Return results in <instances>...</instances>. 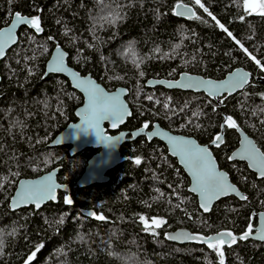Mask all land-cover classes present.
<instances>
[{"label":"trees","instance_id":"1","mask_svg":"<svg viewBox=\"0 0 264 264\" xmlns=\"http://www.w3.org/2000/svg\"><path fill=\"white\" fill-rule=\"evenodd\" d=\"M178 4L193 7L196 15L178 18ZM245 4L0 0V29L16 13L38 18L44 29L39 36L22 28L18 44L0 65V264H264V243L239 240L210 248L200 242L173 244L165 236L179 229L205 237L222 231L243 235L257 226L253 213L264 212V179L245 163L230 160L239 145L237 128L264 153V13L252 14ZM57 44L82 75L91 74L109 91L129 90L132 116L124 130L145 124L150 130L158 123L208 145L224 125V142L212 150L246 201L224 199L204 214L177 160L162 142L146 137L122 147V156L131 160L110 172L108 183L76 187L97 151L87 149L71 157L69 146L49 147L76 122L75 112L84 102L67 78L45 76ZM237 68L252 73L253 80L243 92L221 101L146 87L150 79L176 80L183 73L222 80ZM229 118L236 127L228 126ZM58 167V181L71 185L70 193H60L57 203L39 211H10L21 179ZM86 210L104 219L88 218L82 214ZM143 219L157 228V236L143 232Z\"/></svg>","mask_w":264,"mask_h":264},{"label":"water","instance_id":"2","mask_svg":"<svg viewBox=\"0 0 264 264\" xmlns=\"http://www.w3.org/2000/svg\"><path fill=\"white\" fill-rule=\"evenodd\" d=\"M178 5H183V7L178 8L176 6L175 8V14L178 18L191 19L196 15V12L193 7L185 4ZM17 14L21 17L22 20L30 21L34 19V17H29L20 13H16L10 24L0 29V43H3L5 40H7L8 34L13 37L12 40L8 41L7 43H4L3 45L4 54L3 56H0V65L6 59L7 54L18 44L19 32L22 28L27 27L33 30L39 36L43 35L44 33V29L41 26L40 31H36V29L32 27L30 23H21L15 21V17ZM14 22L15 26H13ZM49 75H60L67 78L72 88L78 91L84 98L82 106H80L75 112L76 122L69 124L61 133H59L55 137V139L49 144V147L59 148L69 146V154L71 157H75L87 149H93L97 151V153L88 161L83 174L75 184L76 187L85 189L94 185L108 183L110 179L109 173L116 169L118 166L122 165L124 162L131 160L130 158L122 156V147L127 142L135 141L140 137H146L149 141L158 140L162 142L168 149L169 154L177 160L179 166L184 170V172L190 179L189 192L197 197L199 208L204 214H210L215 205L224 199L234 197L241 202L246 201V199H241V196L246 197L245 194L242 193L240 189L232 182L230 175L225 170L220 168V165L212 150L214 146H217L215 142H212L208 145H202L197 139L173 133L163 128L158 123H155L152 129L150 130L146 128H141L131 132L122 130V128L127 124L129 118L132 116V109L127 101L129 90L125 87H118L113 91H109L102 84H100L91 74L82 75L79 71H77L69 64V54L63 49V47L59 46L58 44L53 49L51 56L46 64L45 76ZM241 76L246 77L244 82L237 87H231L230 82L234 81L235 79ZM1 80L2 77L0 72V82ZM252 80V73L245 70L244 68H237L222 80L208 79L200 75L183 73L176 80L150 79L146 83V87H162L167 90H177L182 92L205 94L211 99L221 101L224 96L232 97L237 95L238 93L243 92L251 84ZM81 81H84L85 83L81 84ZM90 87L100 89L106 97H119L121 104L126 109V112L123 114V118L119 121H116L114 119H103L100 121V131L102 135L106 138H110L115 141L111 146L101 142L93 132L89 131L85 133L84 131L79 129L80 127L84 126L85 116L87 115V110L89 109V92L86 89ZM237 132L239 135V145L238 148L232 152L230 160L232 162L238 161L245 163L248 169L252 173H254L259 180L264 179V175H261V170L259 167L260 163H264V158H262L259 162L253 161L252 159L248 158L246 150L249 146H253L256 150H258V154L264 153L259 148L255 140L251 138L246 132H244L240 128H237ZM219 136L222 137V141L219 143V146H221L224 142V125ZM170 138H175L177 141L180 142H189L188 144L182 145L183 147L195 146L197 148H206L208 150L209 159L217 177L222 174L227 183L231 185L235 189V191L225 192L215 197L210 201L208 209L205 210L202 207V204L204 203V196L201 190L199 188H197V190H193V186L194 184H196V178L193 174L194 170L189 166L186 159L181 155L180 147L174 146V144L170 141ZM60 169L61 168L58 167L36 178L21 179L17 185L14 195L10 200V211L17 212L22 209L31 207L39 211L49 203H57L59 201L60 193H70L71 185L61 184L58 181ZM49 177H51L50 183L55 185V189L49 198H46L40 202L39 207H37L34 202L14 204V201L18 200L20 193L27 186L37 185L42 182H45L48 180ZM94 213V210L82 211V214L84 216L92 219L96 217L93 215ZM253 218L257 219V226L254 228L253 232H248L243 235L232 234V237L225 235L223 237L225 243L222 245L232 246L239 240H252L259 243H264V239L259 238L260 235L264 234V212H254ZM145 233L148 235L157 236L158 230L156 228H150L147 229ZM221 233L229 232L222 231L205 237L202 235L193 234L187 229H179L167 232L165 236L166 240L173 244L187 245L192 242H200L202 244L208 245L205 242L208 238H212L213 242H216L220 237ZM246 234V239L240 238L242 236H245ZM233 238H235L234 243L231 242Z\"/></svg>","mask_w":264,"mask_h":264},{"label":"snow or ice","instance_id":"3","mask_svg":"<svg viewBox=\"0 0 264 264\" xmlns=\"http://www.w3.org/2000/svg\"><path fill=\"white\" fill-rule=\"evenodd\" d=\"M195 2L197 4H200V0H195ZM200 6L203 7L202 4ZM177 7H183V5H177ZM260 7L264 8V4H261ZM205 11H207V9H205ZM15 21L21 23H30L31 26L36 29V31H40L38 18L27 21L22 20L21 17L17 14L15 17ZM13 26H15V22ZM221 27L223 28V25H221ZM225 31H227V29H225ZM229 35H231V33H229ZM12 39L13 37L8 34L7 40H5L3 43H0V56H3L4 54V43H7ZM245 79L246 77L244 76L235 79L234 81L230 82L231 87L239 86L244 82ZM80 83L83 84L85 82L81 81ZM86 90L89 92V109L87 110V115L85 116V124L79 129L84 131L85 133L89 131L93 132L101 142L111 146L115 141L102 135L100 131V121L103 119H114L116 121H119L123 118V114L126 112V109L121 104L119 97L117 96L106 97L100 89L95 87H90ZM226 123L230 127H236L235 122L232 121L231 118H229ZM144 127L147 128L148 125L145 124ZM170 141L174 144V146L180 147L181 155L186 159L189 166L194 170L193 174L196 178V184H194L193 190H197V188L201 190L204 196V203L202 204V207L205 210L208 209L210 201L215 197L225 192L235 191V189L227 183L222 174L217 177L209 159L208 150L206 148H197L195 146L183 147L182 145L188 144L189 142H180L175 138H170ZM221 141V136L218 135L215 137L214 142L217 144V146H219V143ZM246 154L249 159H252L256 162H259L262 158H264V154H258V150H256L253 146L248 147V149L246 150ZM135 162L139 164V158H137ZM259 167L261 170V175H264V163H260ZM50 181L51 177H49L47 181L40 184L27 186L20 193L18 200L14 201V204L34 202L36 206L39 207L40 202L46 198H49L55 189V185L51 184ZM241 199H246V197L241 196ZM67 202L71 203V201ZM96 218L104 219L100 216H97ZM153 223L157 222L153 221ZM225 235L232 237V233L230 232L221 233L216 242H213L212 238H208L205 242L210 248H218L220 245L225 243L223 239ZM240 238L246 239L247 234ZM259 238L264 239V234L260 235ZM231 242L234 243L235 238H233ZM221 264H223L222 261Z\"/></svg>","mask_w":264,"mask_h":264},{"label":"rangeland","instance_id":"4","mask_svg":"<svg viewBox=\"0 0 264 264\" xmlns=\"http://www.w3.org/2000/svg\"><path fill=\"white\" fill-rule=\"evenodd\" d=\"M264 0H246V10L252 14H263L264 8L260 7Z\"/></svg>","mask_w":264,"mask_h":264},{"label":"flooded vegetation","instance_id":"5","mask_svg":"<svg viewBox=\"0 0 264 264\" xmlns=\"http://www.w3.org/2000/svg\"><path fill=\"white\" fill-rule=\"evenodd\" d=\"M122 130H124V129H122ZM140 221H141V224H142L143 232H145L147 229L154 228V225L148 219H143V220H140Z\"/></svg>","mask_w":264,"mask_h":264},{"label":"clouds","instance_id":"6","mask_svg":"<svg viewBox=\"0 0 264 264\" xmlns=\"http://www.w3.org/2000/svg\"><path fill=\"white\" fill-rule=\"evenodd\" d=\"M3 245L2 244H0V247H2Z\"/></svg>","mask_w":264,"mask_h":264},{"label":"bare ground","instance_id":"7","mask_svg":"<svg viewBox=\"0 0 264 264\" xmlns=\"http://www.w3.org/2000/svg\"><path fill=\"white\" fill-rule=\"evenodd\" d=\"M158 80V79H157ZM79 180V179H78Z\"/></svg>","mask_w":264,"mask_h":264}]
</instances>
